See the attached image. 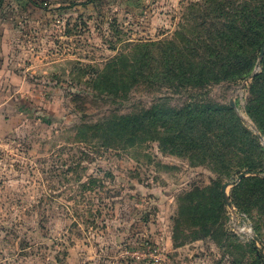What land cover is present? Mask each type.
Returning <instances> with one entry per match:
<instances>
[{
  "label": "rangeland",
  "instance_id": "rangeland-1",
  "mask_svg": "<svg viewBox=\"0 0 264 264\" xmlns=\"http://www.w3.org/2000/svg\"><path fill=\"white\" fill-rule=\"evenodd\" d=\"M256 7L264 30V0L0 4L26 83L0 140V264H264V44L228 74L251 41L219 37Z\"/></svg>",
  "mask_w": 264,
  "mask_h": 264
},
{
  "label": "trees",
  "instance_id": "trees-1",
  "mask_svg": "<svg viewBox=\"0 0 264 264\" xmlns=\"http://www.w3.org/2000/svg\"><path fill=\"white\" fill-rule=\"evenodd\" d=\"M3 1L4 0H0V4ZM257 8L258 7L251 10L253 11V13H256V14L253 15L252 12H250V15H251L250 17L252 18L249 17L245 21L241 18V15L246 14L247 10L245 8H242L241 10L236 9L235 13L241 19H238L236 21L234 19L230 20V23L228 25V30L222 31L221 33L219 32L220 33L219 37L221 39L222 37L231 38V39L242 37V38H245L246 40L249 39L251 41L247 46L246 56L244 58V63H245L244 66L241 69L236 70L234 69L233 65L230 64L228 68V72H227L228 74H245V76H249L254 69L257 55L260 51L261 46L264 44V30L260 28V22H259L260 17H261L260 15L262 14L256 12L255 9ZM253 24L255 25L254 27H252ZM169 55H170L169 57L173 56L172 54H169ZM219 55L220 54L217 52L212 54V56H215L216 60H218ZM191 66L185 67L182 64L178 66L177 72L180 74L181 73L182 74H192L193 69H191ZM173 74H176V70L173 71ZM143 75L145 78L159 81V83L161 84L162 74H159V72H154V74H143ZM132 76H135V74H132ZM259 77H261V75L259 74L255 75L254 80H258ZM142 110L139 113L133 115L134 120L142 122L144 119H149L150 115L152 118H157L158 115H160V109H157L156 107H153L151 109V110H154L152 113H150L151 110L149 111H142ZM126 118H130V117H126Z\"/></svg>",
  "mask_w": 264,
  "mask_h": 264
},
{
  "label": "crops",
  "instance_id": "crops-1",
  "mask_svg": "<svg viewBox=\"0 0 264 264\" xmlns=\"http://www.w3.org/2000/svg\"><path fill=\"white\" fill-rule=\"evenodd\" d=\"M8 45L7 29L0 24V140L16 128V117L22 114L17 99L26 84Z\"/></svg>",
  "mask_w": 264,
  "mask_h": 264
},
{
  "label": "water",
  "instance_id": "water-1",
  "mask_svg": "<svg viewBox=\"0 0 264 264\" xmlns=\"http://www.w3.org/2000/svg\"><path fill=\"white\" fill-rule=\"evenodd\" d=\"M263 55V51H261V56Z\"/></svg>",
  "mask_w": 264,
  "mask_h": 264
}]
</instances>
